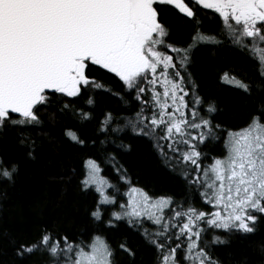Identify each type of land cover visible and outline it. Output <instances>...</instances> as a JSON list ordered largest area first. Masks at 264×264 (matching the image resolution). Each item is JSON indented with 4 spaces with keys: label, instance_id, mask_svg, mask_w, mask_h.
Segmentation results:
<instances>
[{
    "label": "snow or ice",
    "instance_id": "snow-or-ice-1",
    "mask_svg": "<svg viewBox=\"0 0 264 264\" xmlns=\"http://www.w3.org/2000/svg\"><path fill=\"white\" fill-rule=\"evenodd\" d=\"M224 46L250 74L215 63L203 92L195 54ZM44 141L74 151L62 179L90 201L78 230L21 211L8 264H264V0H0V207ZM137 142L174 189L141 182Z\"/></svg>",
    "mask_w": 264,
    "mask_h": 264
},
{
    "label": "trees",
    "instance_id": "trees-1",
    "mask_svg": "<svg viewBox=\"0 0 264 264\" xmlns=\"http://www.w3.org/2000/svg\"><path fill=\"white\" fill-rule=\"evenodd\" d=\"M172 23L175 37L186 38L188 27L178 20H173ZM215 63L234 64L238 69L250 74L253 62L251 59L242 58L230 46L219 47L212 58L204 48H201L195 54L193 72L201 81L203 92L209 94H221L212 70ZM223 99L228 106L224 118L229 123L239 124L243 119L244 110L238 108L231 93L224 92ZM219 149L220 146L216 145L214 154L219 152ZM74 155V151L65 144L44 141L38 160L21 162L20 180L15 190L10 193L8 201L0 207V231L17 229L21 211L28 212L36 205L44 208L53 218L63 219L73 230L79 229L83 223L84 208L88 205L90 197L79 194L73 186L66 185L65 179H62L66 166L73 162ZM126 159L133 171L139 173L141 182L154 191L174 189L175 182L172 175L150 151L146 142H137L135 152ZM235 247H243V245L237 242ZM231 251L232 249L223 248L218 254L228 260ZM10 255L7 244L0 242V260L8 264ZM144 264H149L148 254L144 255Z\"/></svg>",
    "mask_w": 264,
    "mask_h": 264
}]
</instances>
